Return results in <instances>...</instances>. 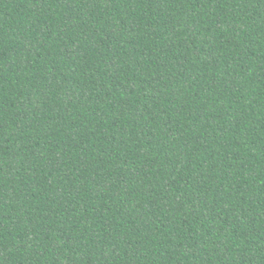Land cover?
I'll return each mask as SVG.
<instances>
[{"label": "trees", "instance_id": "16d2710c", "mask_svg": "<svg viewBox=\"0 0 264 264\" xmlns=\"http://www.w3.org/2000/svg\"><path fill=\"white\" fill-rule=\"evenodd\" d=\"M0 264H264V0H0Z\"/></svg>", "mask_w": 264, "mask_h": 264}]
</instances>
